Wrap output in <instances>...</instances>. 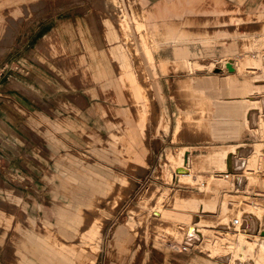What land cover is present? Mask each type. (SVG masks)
Masks as SVG:
<instances>
[{"label":"rangeland","instance_id":"1","mask_svg":"<svg viewBox=\"0 0 264 264\" xmlns=\"http://www.w3.org/2000/svg\"><path fill=\"white\" fill-rule=\"evenodd\" d=\"M74 1L90 0H28L17 7L6 5L0 8V26L11 24V18L19 24L16 28V37L11 43L0 41L1 106L11 103L10 94L14 96V92L17 91L14 88L17 86L13 80L14 76L18 79L19 77L27 79L31 74L40 71L36 69L40 65L29 51L34 48L32 44L35 38L31 37L34 25L50 19L58 12L71 9ZM91 2L109 13L112 18V22H105L113 31L107 38L108 55H103L104 59L96 68L102 69L105 76L96 80L93 76L86 79L88 76L84 73L85 69L74 68L81 66L82 62L74 65L59 62V59L51 61L62 53L51 52L48 45L47 49L43 48L46 57L50 59L45 65L50 70L47 71L49 80L53 79L55 82L52 86L58 89L60 85L55 77L57 75L61 83L59 88L64 86L65 89L55 91L56 98L51 96L48 103H43L42 109L37 107L31 112L21 110L25 117L22 121L21 136H15L17 141L12 134H5L4 137L0 133V200L5 202L3 212L13 213V224L23 222L22 217L28 215L35 219L36 229L40 227L42 217L57 226L56 210L59 206L71 203L72 208L76 209L79 205V199L75 197L71 202L64 193L63 168L69 164L64 156H73L76 164L72 165L75 167L83 165L107 177L122 172L131 176L136 184L131 191L126 189L127 197L123 198L114 211L109 209L107 200L100 203L101 212L110 219L107 220L106 230L102 234L104 238L99 242L100 246L93 251L90 248L85 251L84 264H231L229 259L233 251L248 261L264 264V246L261 248L263 250L260 252L261 255L257 257L259 245L256 244V239L261 237H258L259 235L254 237L242 231L238 219L239 214L246 212L256 220L261 229H264V146H256L260 150L259 155L250 161V168L243 173L247 184L245 189H240L235 184L227 152L225 156H216L220 150L209 151L208 157L193 161V169L190 172L202 174L207 187L194 184L190 180L174 182V169L177 164H183L184 160L177 163V160L171 161L170 156L165 157L168 150L183 149L184 146H188L191 155H203L211 146L208 141H176L172 137L171 131L181 113L178 99L180 78L188 75H218L222 79L228 74H235L240 79L248 77L254 80L256 75L252 73L254 70L264 75V47L245 45L246 38L255 41L256 37L260 36V20L253 14V19L241 21L235 19L219 27L226 32L220 41L212 44L211 49L206 48L200 41H191L192 53L195 52L205 61L211 58L237 61L238 67L233 72L226 66L224 70L217 67L211 71L194 74L188 69L177 72L170 68L164 71L160 66V60L163 58L159 57L158 52H162L161 57L170 56L167 50L165 53L163 51L168 49L169 44H174L173 42L153 45L156 71L152 70L153 65L149 64L144 54L139 53L142 63L146 66L145 75L140 76L139 81L149 85L148 95L152 98L151 102L154 103L157 114L162 113L167 118L170 132H156V118L149 116L148 136L145 137L143 134L140 136L147 147L145 157L147 170L132 173L127 165L116 158V154L105 156L100 152H93L84 139L81 128L82 126L87 128L95 136L109 133L104 117L95 109L97 102L133 110L131 101L127 99L110 100L108 98L110 93L103 88V83L107 80L116 85L119 83L120 59L114 54V49L120 45L125 46L124 51L129 61L139 73V56L134 48L141 33L138 30L140 25L137 28L135 23V17L142 13L141 0H121L125 10L123 11L120 6L118 14L112 13L100 0ZM15 9H18V14L13 13ZM231 10L235 18H246L249 14L239 7L235 11ZM193 12L195 19L203 15L201 12ZM255 12L257 11L252 13ZM228 13L230 12H226L227 17ZM187 28L191 30L192 26L187 25ZM37 59L38 62H44L41 56ZM9 87L13 89L10 90ZM89 88H96L98 95L91 96ZM157 88L160 89V93ZM123 94L128 96L126 92ZM79 96L86 98L85 107L79 106ZM261 125L264 130V120ZM226 142L237 141L227 139ZM257 142L264 143V135L257 136L246 129L241 143L247 144L245 147L250 149ZM79 152L88 155V160L81 161ZM233 152L232 148L230 153L233 155ZM213 154L215 156L211 159ZM217 157L222 161H216ZM230 160L232 161V158ZM6 188H11L15 194L20 195L21 200L17 201L9 196ZM85 194L88 196L89 192L86 191ZM122 221L124 228L119 226V222ZM191 226L200 229L191 230ZM1 232L2 226L0 234ZM11 235L12 230L0 239V264L17 263L12 246H19V237L14 236L10 241ZM189 235L196 237L200 245L193 247L187 243L184 238ZM71 240L73 242L77 239ZM123 252L128 253L125 261L121 260ZM29 256L32 257V254L29 253Z\"/></svg>","mask_w":264,"mask_h":264},{"label":"crops","instance_id":"2","mask_svg":"<svg viewBox=\"0 0 264 264\" xmlns=\"http://www.w3.org/2000/svg\"><path fill=\"white\" fill-rule=\"evenodd\" d=\"M26 1L28 0H0V8L2 9L6 5L17 7ZM100 2L114 14L120 13V6L123 11L125 10L121 0H100ZM71 5V9L58 12L50 19L37 22L34 25V33L31 35L32 38H35L32 44L34 48L29 51L37 64L40 65L39 68H36L40 71L31 74L27 79L13 77L18 86L14 87L17 91L14 92V96L10 94L11 103L2 105L6 106L8 110L0 105V133L3 136L12 134L17 141L15 136H21L22 121L25 117L21 110L31 112L37 107L42 109L43 103H48L50 97H54L55 91L65 89L64 86L59 88L61 83L57 75L55 77L57 83L60 84L58 89L52 86L55 83L54 80H49L47 71L50 70L45 63L50 59L48 60L43 50L45 47L47 49V45L51 52L62 53L51 61L55 62L59 59V62L74 65L82 62L81 66L78 65L74 68L85 69L84 73L88 76L86 79L91 76L95 80L98 77L104 78L105 74L102 73V69L96 68L104 59L103 55H108L107 38L113 31H111L112 27H107L105 22H112L111 15L96 7L91 0L74 1ZM140 6L142 13H138L139 15L135 17V23L137 28L140 25L138 30L141 31V39L139 38L134 49L138 56L139 53L144 54L149 64L153 65L152 70L155 69V71L157 70L154 67L156 57L153 45L155 43L156 45L174 43L169 44L168 49L163 51L165 53L167 50L170 56L161 57L162 52H158L159 57L163 58L158 59L161 69L164 71L170 68L177 72L188 69L194 74L206 70L211 71L222 66L226 58H211L209 61H205L195 52L192 53L191 41H200L205 44L206 48L211 49L212 44L220 41L226 32L223 29L220 30L219 27L231 23L235 19L239 21L253 19V14L261 22V34L256 37L255 41L246 38L245 45L264 47V0H141ZM238 7L249 12L246 18H235L231 9L235 11ZM193 11L201 12L203 15L195 19ZM227 11L230 12L228 17ZM253 11L257 12L252 13ZM13 13L18 14V9H15ZM10 21L11 24L0 26V41L2 43H11L16 37V28L19 24L13 18ZM187 25H191L192 29H188ZM211 26L212 28H210ZM191 35L194 37L192 38ZM124 49L123 45L114 49V54L120 59L118 85L107 80L103 83V88L110 93L108 97L110 100L127 99L131 101L133 110L120 109L113 104L106 105V103L97 102L95 109L104 117L109 133L107 135L100 133L95 136L92 131L83 126L81 133L93 152H100L105 156L114 153L116 158L127 165L132 173H136L138 170L145 172L147 170L145 158L147 147L140 136L141 134L145 137L148 136L149 116L152 115L156 118V132L169 133L170 124L164 114H157L155 105L151 102L152 98L148 95L149 85L139 81V77H144L146 70L140 56L138 57L139 73H137ZM36 56L43 57L44 62H38ZM237 67L236 61V69ZM94 70H99V72ZM252 73L256 74L254 80L248 77L240 79L235 74H228L226 78L222 79L218 75H188L179 79L178 99L181 113L171 131L172 137L176 141H208L211 146L203 155H191L188 146H184L183 149L168 150L165 157L170 156L171 161L177 160V163H180V160H184L183 164H177L174 169V182L192 181V177L198 175L202 178L201 182H192L207 187L204 176L199 172L179 174L175 170L179 167H186L188 156H191L193 165V161H200V158L208 157V152L213 150H220L215 154L216 156H225L227 152L234 179L239 175L235 174L233 170V157L236 149L248 146L241 143L246 129L257 136L264 135L261 125L264 120V82H262L264 75L256 70ZM9 89L12 90L13 87H9ZM157 91L160 93L159 88ZM88 92L91 96L98 95L96 88H89ZM123 92H126L128 96L126 97ZM63 95L67 94L63 93ZM78 104L80 107H85L87 105L86 98L79 96ZM253 117H255V121ZM227 139H235L237 142H226ZM96 141L99 143L95 144ZM253 145L250 148L249 158L246 159L249 162L248 165L254 157L257 158L259 155L260 150L256 146H264V143L257 142ZM232 148L233 155L230 153ZM79 153L81 161L88 160V155L83 152ZM215 155H211L210 158L213 159ZM64 157L69 163L63 168L64 193L71 199V202L75 197L79 199V205L76 209L72 208L71 203L59 206L56 210L58 214L57 226L49 219L42 217L41 225L36 229L35 219L28 215L22 217L23 222L13 224V213H4L5 202L0 200V226H2L0 239L5 237L10 230H12L10 241L14 236L19 237V246L11 245L14 255H16V264H84L86 261L85 251L88 248L93 251L97 246H100L99 242L104 238L102 234L106 230L107 220L110 219L109 216L101 212L100 203L107 200L109 209L114 211L123 198L127 197L126 189L131 191L136 185L131 176L122 172L107 177L83 165L73 166L72 164H76L73 156ZM215 159L222 161L220 157ZM192 169L193 166L190 170ZM246 186L245 183L242 189H245ZM6 191L15 200H21V196L15 194L16 192L14 193L11 188H6ZM86 191L89 192L88 196L85 194ZM87 210L91 213H88ZM123 222H119V226L122 228H124ZM190 229L199 230L200 227L191 226ZM72 238L77 240L72 242ZM186 238L184 239L186 240ZM256 242L259 245L258 257L263 251L261 248L264 246V237L256 239ZM29 253L32 254V257L29 256ZM127 257L128 253L123 252L121 260L125 261ZM257 261L260 262V260ZM234 262L232 263L230 259L231 264H236V261ZM249 262V264H256V261L253 260Z\"/></svg>","mask_w":264,"mask_h":264},{"label":"bare ground","instance_id":"3","mask_svg":"<svg viewBox=\"0 0 264 264\" xmlns=\"http://www.w3.org/2000/svg\"><path fill=\"white\" fill-rule=\"evenodd\" d=\"M230 59H232V58H230ZM228 62H229V60H225L222 64V66H218V67H221L224 70L226 63H228ZM233 65L236 68V61H233ZM253 120L255 121V117H253ZM250 153H251L250 149H247L244 147H239L238 149H236L235 156L233 157V170L237 174H239L235 179V184L240 189H242L246 183V177L243 175V172H246L248 170L247 166L250 165V164L248 165L249 162L246 161V159L249 158L248 155ZM191 167H192V159H191V156H188L186 167L177 168L176 173L190 174ZM201 180H202V178L198 175H194L192 177V181H194V182H201ZM156 214L159 215V213H157V212H156ZM238 219H239V223H240V227H241L242 231H246V233H248L249 235H253L254 237H257L258 235H259L258 237H264V229H261L257 225L256 220H254L246 212H242L241 214H239ZM243 237H244V235H243ZM185 241L187 243L193 245V247H197L200 245L197 238L194 237L193 235H189ZM186 249H187V247H186ZM230 258H231V261H233V263H235L234 261H236V264H249L250 263L245 257H240L239 254L236 253V251L232 252V257H230ZM229 261H230V259H229Z\"/></svg>","mask_w":264,"mask_h":264},{"label":"water","instance_id":"4","mask_svg":"<svg viewBox=\"0 0 264 264\" xmlns=\"http://www.w3.org/2000/svg\"><path fill=\"white\" fill-rule=\"evenodd\" d=\"M226 67L230 72H233L235 70V67L233 65V61H229L228 63H226Z\"/></svg>","mask_w":264,"mask_h":264}]
</instances>
